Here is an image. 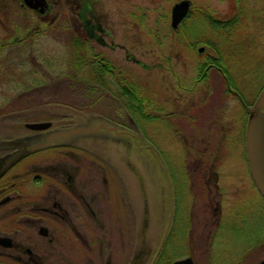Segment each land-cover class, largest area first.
<instances>
[{"label":"rangeland","instance_id":"1","mask_svg":"<svg viewBox=\"0 0 264 264\" xmlns=\"http://www.w3.org/2000/svg\"><path fill=\"white\" fill-rule=\"evenodd\" d=\"M181 1L54 0L65 30L10 46L39 25L17 1L0 0V165L13 155L11 143L35 147L52 133L102 122L123 132L57 139L17 168L21 174L34 167L31 186L40 210L53 208L55 200L64 206L60 172L74 153L88 159L80 178L93 170L99 186L103 177L109 184L96 218L63 214L69 234L102 238L93 240V256L82 240L58 239L67 227L35 210V226L44 222L58 239L51 248L61 254L52 264H152L169 225L158 264L187 257L195 264L264 261V196L246 151L248 119L264 89V0H187L191 11L174 30L171 12ZM240 1L249 15L243 17L246 26L231 39L217 34L209 20L233 19ZM73 37L87 42L80 55L94 56L87 63L111 64L109 82L94 79L90 68L71 80ZM210 57L218 58L226 78L215 69L207 73ZM111 82L138 85L142 119L130 114ZM36 122L54 127L26 129ZM4 212L1 208L0 226ZM46 246L42 237L34 241L40 253Z\"/></svg>","mask_w":264,"mask_h":264},{"label":"flooded vegetation","instance_id":"2","mask_svg":"<svg viewBox=\"0 0 264 264\" xmlns=\"http://www.w3.org/2000/svg\"><path fill=\"white\" fill-rule=\"evenodd\" d=\"M15 1L18 2L20 10L31 14L33 21L38 22L39 27L33 32L27 30L25 34L17 39V42L14 40L8 42L10 46L15 44H27L28 42L33 41L32 37L34 36V34L40 35L47 32L57 34L58 32L60 33L61 30H65L62 24L61 13L55 11V9L53 8L52 2L54 0ZM247 15L248 14L245 13L244 7L240 1V9L236 17H234L238 21H242L240 26H238L239 23L236 24V27L238 26V31L240 28L246 26L245 24H243V17H248L249 15ZM229 21H216L214 19L209 20L211 24L215 23V26H219L220 24L225 25V23ZM247 28H249V26ZM238 31L236 33H238ZM226 36L231 39L230 36ZM209 59L213 62H208L209 65L206 68L207 73L208 71L215 69L219 74H222L226 78V75L228 76V74H226L227 70L222 67L220 63L217 64L218 62L215 60H217L218 58L210 57ZM89 60H92V58H90ZM92 62H97V60H93ZM48 65L52 64L48 63ZM204 76H206V74H203V77ZM230 93L233 94L232 91ZM234 94L238 96L237 93ZM53 127L54 125H52V128ZM69 138L70 137L58 139L66 140ZM17 143H20L22 145L26 144V147L30 148V146L23 141ZM61 146L69 150L73 149L72 147H68L69 144L63 143L61 144ZM13 148H15L13 149L15 153L18 150L24 148V146ZM32 156L33 154L20 161L0 179V209L5 208V212L3 214L5 217V221H3L0 226V228L4 227V232L0 233V239L5 238L9 240V247L0 244V264H47V262H51L50 264H52L54 257L61 254V249H52L51 247L56 245L57 240L62 236H66L67 238H71L73 236L75 240H82V246L86 247L85 251L87 252V254L89 256H93V252L97 251L96 249H93L91 247L93 244V240L97 241L102 238H98L96 235L92 237L90 233L75 231H71V234H69L68 229L70 228L66 226L67 223L66 225L64 224V220L66 219L64 215L67 217V213H71L69 218L71 217V215H75L76 217H86L89 220L96 218L97 213L95 210L97 208V204L107 195L109 189L107 179L103 177L101 179V186H99V181L97 179L95 171L93 170H85V173L82 175L84 178H80V173L83 170L81 169V164H83V160H86L87 158L85 156L79 155L81 156L80 159L79 157H77V154L74 153V158L72 159V161H65V163L62 164L64 168H61L60 172V197L66 201L64 202V206L63 204H60L58 200H55L52 202L54 206H52L53 208H51L50 206V208L44 207L40 210L38 208L40 207L38 206V202L36 203L35 201L34 190H32L31 186V183H33L35 179L31 177V173L34 170V167H30L31 165L28 164L26 165V167L30 168H28L29 171L27 173H16V170H18L17 168L22 164L29 162L32 159ZM90 161L96 162L95 160ZM57 205L58 209L56 207ZM67 208H71L70 212H66V210H64ZM35 210H38L39 213H43L50 218L52 217L62 222L67 227V233H57L56 236H58L59 238L56 239L53 232L50 231V228H48L47 226H43L44 222H37L36 227L34 222V214L36 213ZM19 225H21V227ZM36 231L37 234H35ZM100 235L106 238L108 237V234ZM17 237H20V242H16ZM40 237L45 239V241L47 242V246L43 248L42 253H40L34 247V241L36 239H39ZM159 261L160 255L157 256L156 254L152 264H158Z\"/></svg>","mask_w":264,"mask_h":264},{"label":"water","instance_id":"3","mask_svg":"<svg viewBox=\"0 0 264 264\" xmlns=\"http://www.w3.org/2000/svg\"><path fill=\"white\" fill-rule=\"evenodd\" d=\"M190 6L191 4L187 0H183L174 5L171 12L172 29L177 30L179 28V26L187 17L190 10ZM200 52H202V49H200ZM25 127L30 131L43 132L48 131L52 127V123H28ZM101 130H105L107 132H114L117 135H121L123 133H121L118 128L110 127L107 125V123L102 122L98 126H94L91 128L78 127L65 132L52 133L49 135L45 143L39 144L32 148L26 147V144L22 145L20 143H11L9 144L10 147L24 146V148L15 152L12 156H10L7 160L2 163V165L0 166V179L23 159L29 157L32 154L51 148L53 141L58 138H67L79 134L97 133ZM246 150L251 174L260 192L264 196V90L258 97L254 105L253 112L248 119ZM168 230L169 226L167 228V233ZM0 244L9 247V240L5 238L0 239ZM163 245L164 242L160 247L158 255L160 254ZM173 264H194V262L192 258H186L183 260L176 261ZM260 264H264V261H262Z\"/></svg>","mask_w":264,"mask_h":264},{"label":"trees","instance_id":"4","mask_svg":"<svg viewBox=\"0 0 264 264\" xmlns=\"http://www.w3.org/2000/svg\"><path fill=\"white\" fill-rule=\"evenodd\" d=\"M241 25L242 21H238L236 18H233L231 21L225 23V25H219L214 27L216 29V33L219 35L227 34L228 36L232 37L234 36V33L237 32V27ZM185 24L183 23V28H185ZM243 24H245V21L243 20ZM70 46L72 48V54H73V63L75 68V73L71 74L69 77L71 80H80V72L81 69L84 68H90L92 72V76L94 79H98L100 82H109L110 79H107L109 76L114 75V70L111 66V64H107L106 66L101 65L97 62L87 63L89 62V59L94 57L93 55L85 54V52L82 53L83 57H80L82 50L88 49L87 42H81L77 37L72 38V42L70 41ZM219 64V63H217ZM227 74V73H226ZM79 75V77H78ZM206 76H204L205 78ZM110 87H115L119 92L117 93L119 98H121L122 101H124L127 104V108L131 115H133L136 118H141L142 115H145L142 111V108L144 106V100L142 99V94L140 92V88L138 85H136L133 82H126L125 84L118 85L114 84L113 82L110 83ZM143 101V105H142ZM243 103L244 99H242Z\"/></svg>","mask_w":264,"mask_h":264}]
</instances>
